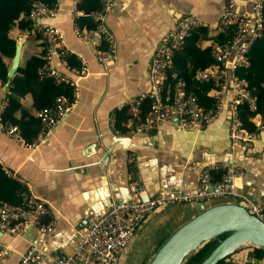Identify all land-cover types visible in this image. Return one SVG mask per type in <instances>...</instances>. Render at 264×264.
<instances>
[{
  "label": "crops",
  "instance_id": "obj_1",
  "mask_svg": "<svg viewBox=\"0 0 264 264\" xmlns=\"http://www.w3.org/2000/svg\"><path fill=\"white\" fill-rule=\"evenodd\" d=\"M54 1L58 13L55 19L44 22L55 23L70 45L85 55L67 45L82 59L87 71L82 74V86L70 110L47 135L40 133L36 141L26 143L0 129V162L8 174L28 186V198L42 200L49 208L51 214L42 217L41 225L52 222L49 231L30 226L20 236L1 234L0 242L9 248V253L0 264H19L21 254L32 243L49 254L39 264H55L57 257L75 249L79 231L89 217L103 215L118 200L130 199L128 185L132 178L143 183L146 198L168 187L191 192L197 187L202 169L236 166L244 172L236 179L240 190L256 201L264 198V131H259L251 142L229 136L234 72H228L220 93L211 92L220 97L222 109L202 131L182 129L173 118L160 121L153 131L118 134L113 120L116 108L149 91L153 54L179 18L195 17L214 36L223 30L221 19L225 12L250 14L255 0H115L106 24L116 39L118 58L108 69L99 64L88 43L74 36V7L78 0ZM92 12L82 9L79 15ZM11 34L18 42L22 40L20 63L40 50L41 43L32 35L17 28ZM199 43L207 46L211 41ZM183 74L180 81L187 85L190 78ZM8 87L1 88V99ZM23 103L30 110L31 96L27 95ZM4 104L1 100L0 113ZM31 112L37 114L35 109ZM221 202L233 201L223 197L205 204ZM201 204L156 207L124 249L120 264H148L174 231L201 212ZM232 257L245 261L255 256L248 247Z\"/></svg>",
  "mask_w": 264,
  "mask_h": 264
},
{
  "label": "built area",
  "instance_id": "obj_2",
  "mask_svg": "<svg viewBox=\"0 0 264 264\" xmlns=\"http://www.w3.org/2000/svg\"><path fill=\"white\" fill-rule=\"evenodd\" d=\"M101 1L102 8L90 14L96 22V27L93 29H80L76 23L80 10L77 5L74 7V29L77 36L92 47L99 64L108 69L116 63L118 58L116 39L106 24L107 16L112 10L115 0ZM263 5L264 0L254 1L256 16L254 27H252L251 17L248 13L227 11L223 14L221 21L224 26L228 22L237 24L236 37L232 44L223 47L214 45L213 55L220 63V68L213 71L201 70L197 73L198 78L202 80L213 78L221 85V88L225 87L228 72H234L239 65L245 63L244 53L252 40L260 36L259 28L263 18ZM57 13L58 5L55 1L54 5L50 6L46 2L36 0L29 12L28 19L32 24V32L40 31L43 35V46L47 49L48 59L46 67L49 74L58 80H67L69 78L66 75L54 68L52 60L54 55H57L61 62L68 66L66 54L70 50L64 42L61 29L55 23L44 22L46 19H55ZM201 25L202 23L195 17L183 16L177 20L175 27L162 38L150 64L151 85L149 91L142 98L128 103L134 114L138 116L139 104L145 97H149L152 100L151 109L147 112L145 119L142 120L140 117L131 119L128 123L127 133L138 134L153 131L160 121L173 118L177 119V124L182 129L202 131L218 117L222 109L220 97L215 109L206 112L200 105L197 96L187 93L186 85L182 81L177 83L172 97H164L162 93L163 85L168 77L167 70L173 64L175 53L183 47L191 30ZM245 36L248 38L239 44ZM105 43L107 44L106 48L103 47ZM86 71L87 68L84 66L83 73ZM246 85L245 80L234 78L229 136L233 140L251 142L259 131H264V125L258 124V129L249 131L243 127L238 117L237 105L242 100L248 99L252 106H255V100L250 96ZM221 91L222 89L218 93ZM73 102L66 96H58L53 106L46 107L37 113L41 119V136L47 135L65 117ZM0 129L22 140L19 129L16 126H3L1 118ZM116 133L121 132L116 130ZM219 168L221 167L214 166L202 169L198 175L197 187L191 192L168 187L159 189L147 199H144L146 190L143 183L132 178L128 185L130 199L118 200L103 215L89 217L86 226L79 231L75 249L57 257L55 264H120L124 249L135 236L146 216L156 207L165 204L184 202L205 204L211 200L228 197L264 221V198L256 201L236 185V179L244 173L243 170L236 166H230L226 169L223 177L216 180L212 176V170ZM50 214L45 203L35 197L28 198L25 204L20 206L4 203L0 206V235L9 233L20 236L30 226H34L40 231H49L52 228V222L43 226L41 219ZM8 253L9 248L0 242V260ZM48 257L49 254L45 250L32 243L21 254L19 264H39ZM219 264H264V258L241 261L230 256Z\"/></svg>",
  "mask_w": 264,
  "mask_h": 264
},
{
  "label": "trees",
  "instance_id": "obj_3",
  "mask_svg": "<svg viewBox=\"0 0 264 264\" xmlns=\"http://www.w3.org/2000/svg\"><path fill=\"white\" fill-rule=\"evenodd\" d=\"M36 0H0V92L6 84L8 70L15 56L18 38L11 34L14 28L32 35L34 40L41 43L38 53H33L20 63L15 75L10 78L8 92L1 99L5 102L0 113L1 123L5 127L16 126L26 143L36 141L41 132V119L37 113L46 107L53 106L58 96H66L71 101L77 98V86L73 80H58L49 74L47 69V49L43 46V35L40 31L32 32V24L28 19L29 12ZM53 6L54 0H40ZM79 10L90 13L102 8L101 0H80L77 5ZM263 18L259 28L260 36L255 37L244 53L245 63L239 65L234 71L235 79L246 81V89L255 100L252 106L250 100H242L237 105L238 117L244 128L249 131L258 129V124L264 125V5L262 8ZM76 23L81 30L93 29L96 22L90 14L77 16ZM237 34V24L228 22L223 30L214 36L209 35V28L201 25L194 27L187 36L183 47L174 55L173 64L167 70L168 77L163 85L164 97H172L182 73L188 74L190 80L186 85L187 93L197 96L200 105L206 112L214 110L219 97L212 94L213 90H221V85L213 78L202 80L197 77L201 70L213 71L220 68V63L213 55L214 45L225 46L232 44ZM200 40H209L211 43L202 46ZM104 48L107 47L105 43ZM182 59V60H181ZM68 66L83 74L85 63L77 54L68 52L66 54ZM186 61V63H185ZM183 74V75H184ZM30 95L32 107L27 109L23 99ZM152 100L145 97L139 104L138 116H136L129 104L114 110V127L121 133L128 132V123L131 119L140 117L145 119L147 112L151 109ZM259 116V120L256 118ZM226 169L212 170L214 179H221ZM30 195L28 186L11 174H8L0 162V206L4 203L20 206L24 205ZM48 222L49 218L46 219ZM228 233L210 240L195 253L190 254L182 264H201L214 247ZM254 258L263 259L264 249L252 246Z\"/></svg>",
  "mask_w": 264,
  "mask_h": 264
},
{
  "label": "water",
  "instance_id": "obj_4",
  "mask_svg": "<svg viewBox=\"0 0 264 264\" xmlns=\"http://www.w3.org/2000/svg\"><path fill=\"white\" fill-rule=\"evenodd\" d=\"M250 17L252 27H254L256 25L254 7ZM73 32L77 41L85 42L84 44L87 45L86 41L77 36L74 27ZM62 34L66 46L69 45L72 50L85 56L71 46L63 32ZM247 38L248 36H245L239 44ZM21 52L22 40L17 43L5 88L10 85V78L18 70ZM53 60L54 68L73 80L80 89L84 77L63 64L57 55H54ZM147 198L148 196L144 199ZM200 209L199 214L171 234L148 264H182L190 254L195 253L207 242L224 233H228V235L219 241L201 264H219L223 259L232 256L239 249L248 245L264 249V221L250 213L245 207L234 202H223L210 206L202 203Z\"/></svg>",
  "mask_w": 264,
  "mask_h": 264
},
{
  "label": "rangeland",
  "instance_id": "obj_5",
  "mask_svg": "<svg viewBox=\"0 0 264 264\" xmlns=\"http://www.w3.org/2000/svg\"><path fill=\"white\" fill-rule=\"evenodd\" d=\"M221 203H222V202H221ZM216 204H217V203H216ZM248 247L252 248V246L248 245V246H245V247H243V248H241V249L248 248ZM239 250H240V249H239Z\"/></svg>",
  "mask_w": 264,
  "mask_h": 264
}]
</instances>
